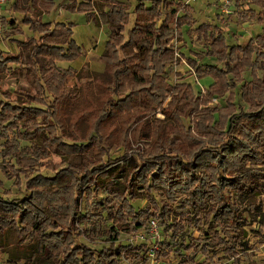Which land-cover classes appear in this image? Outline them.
<instances>
[{
	"label": "trees",
	"instance_id": "trees-1",
	"mask_svg": "<svg viewBox=\"0 0 264 264\" xmlns=\"http://www.w3.org/2000/svg\"><path fill=\"white\" fill-rule=\"evenodd\" d=\"M99 1V11L95 0H84L78 5L74 1L72 10L86 14L98 26L108 27L109 36L102 59L110 80L104 82L97 77L82 86L79 94L86 96L85 90L91 84L100 88L114 87L106 105L111 110L116 109L115 117L120 116L131 124L141 114V108L149 113L160 107L169 92H177L173 102L192 107L179 116L182 127L187 133L192 132L191 125L189 128L183 123L186 118L194 125L196 136L197 130L203 129V138L198 140L200 147L190 153L189 159L176 149V155L171 151H160L149 157L141 156L143 166L134 172L129 182L124 183L122 193L115 191L114 181L107 185L104 181L109 169L130 157L126 134L118 146L125 150L124 156L110 160L106 165L98 168L69 167L53 177L38 174L28 178V173L43 165L47 151L63 154L85 152L90 144L68 143L59 135L62 103L74 98L67 97V83L77 75V71L61 68L57 63L72 61L82 54L81 47L73 39V24L56 23L53 27L51 23L43 22V14L54 7L51 0H31L25 7L17 2L13 9L22 16V24L40 35V38H25L21 43L31 44L33 59L45 57L42 68L34 60L36 78L33 85L40 95L38 103L47 108L0 102V129L13 134V138L6 139L0 148V171L8 179L15 180L17 186H21L24 176L28 192L22 199L9 200L0 196V230L12 228L18 236L38 240L59 264H122L130 259L135 263H148L150 248L116 243L123 233L135 236L149 232L150 223L154 220L164 228L165 236L169 238V242L167 239L156 240V259L160 263H166L164 261L172 254L180 258L179 264H193L198 255L211 262L210 253L217 251L224 255V259L236 264L240 252L250 249L246 231L250 223L245 216L247 207L243 204L264 190V176L260 169H255L262 163L264 165V87L263 92L259 88L264 80L258 76L257 68L264 55V34L245 47L229 46L218 26L211 23L197 26L190 11L192 8L184 5L182 0H138L132 12L129 6L118 0ZM251 2L264 9V0ZM12 24L16 27V36H23L22 28H17L15 22ZM185 27L205 51L194 52L195 59L178 53L173 44L175 38L182 40ZM120 53H126L129 61L119 59ZM205 57L216 58L224 68L201 65L199 61ZM18 62L15 54L0 49V75L10 63ZM184 62L198 80L213 78L214 83L202 94L197 95L190 84L172 85L168 81L167 71L180 67ZM249 69L253 77L242 87V98L250 108L248 112L237 114L231 90L244 82L243 74ZM126 86L132 94L126 100L118 99V93H125ZM138 86L141 88L135 90ZM228 92L230 95L225 107L214 104V98L223 99ZM48 95L53 98L52 103L47 101ZM83 108L86 111V106ZM108 113L111 116L112 112ZM39 117L53 124L41 128L37 123ZM19 121H30L33 126L20 132ZM98 130L99 126H96L91 138L101 136ZM41 133H44L42 148L21 145L22 141H30ZM4 136L8 138L7 134ZM102 142H99L101 162L110 153V150L102 148ZM170 149L174 150V147ZM249 164L252 168H247ZM64 179L69 183L62 184ZM102 188L116 200H99L94 190ZM155 192L171 201L180 195L184 198L183 204L175 211L168 202L160 207ZM132 200H146L147 204L137 211ZM83 202L85 214L82 213ZM173 213L175 218L171 217ZM194 224L206 227V238L201 252L188 259L195 245L186 244L182 234L187 228L192 229ZM86 233L91 240L106 236L111 244L98 251L80 242L79 238Z\"/></svg>",
	"mask_w": 264,
	"mask_h": 264
},
{
	"label": "rangeland",
	"instance_id": "rangeland-1",
	"mask_svg": "<svg viewBox=\"0 0 264 264\" xmlns=\"http://www.w3.org/2000/svg\"><path fill=\"white\" fill-rule=\"evenodd\" d=\"M54 2V7L49 13H44L42 20L45 23H51L52 26L56 23H65L67 25L73 24V39L76 44L81 47L82 54L72 61H59L57 64L64 69H74L77 71V75L69 79L67 83V97L73 98L72 101H66L62 103L61 119L59 125L61 127V138L68 143L76 145L90 144L89 149L85 152H76L63 154L55 153L53 151H47V155L43 158V165L36 167L31 173H28V178H33L38 174H42L48 177L55 176L56 173L61 172L66 168H86V167H100L108 164L110 160H116L121 158L125 154L124 149L118 148L124 140V135H127L128 140V152L130 157L128 161L122 162L121 165L113 167L108 170V177L105 179L104 185H107L109 181L116 183V192L122 193L124 191V183L129 182L134 175V172L143 166L141 156L149 157L157 154L160 151L170 153V151L176 155L175 149L181 151L186 159L190 158V153L200 147L198 140L203 138L201 129L197 130V136L194 129V125L190 124V121L184 118V124L186 127L192 128L191 133H187L182 127L179 116L184 114L192 107L187 106L186 103H178L174 101L173 92H169L161 103L160 107L153 108V111L147 113L143 108L139 110L141 113L135 117V120L131 124L126 123V119L116 116V109H109L107 99L111 97L114 87H97L95 84H91L86 88L85 94L82 93V86L89 82H93L97 77L101 78L104 82L110 80L106 73V66L102 59L104 55L106 43L108 41L109 31L107 26H98L89 17L78 11H73L72 7L84 2V0H51ZM126 4L132 12L138 3V0H119ZM19 2L20 6L25 7L31 3V0H9L4 6H0V49L15 54L19 58L18 63H10L8 69L0 75V102L11 103L12 105H20L24 107H38L46 109L47 107L38 103L37 89L33 83L36 78L34 68V60L38 63L39 68H42L45 57L38 56L33 59L31 55V44H23L25 38L36 36L40 38V35L32 33L28 27L22 24V16L14 12L13 6ZM187 0H184L186 4ZM74 4V5H73ZM96 10L101 9V3L99 0H95ZM147 5H149L147 3ZM192 9V17L197 21V26L204 23H211L214 26L221 28L226 36L229 46L245 47L251 40H255L259 35L264 34V9L252 4L251 0H235V4L231 9L230 15L220 16L219 10L215 0H197L192 5H188ZM16 23L17 28H22L24 35L16 36V27L12 23ZM132 22H134V16L132 15ZM134 25L131 24L127 27V30ZM189 28L185 27L182 40L178 38L173 40V44L178 50V53L183 54L187 58L195 59L194 52H205L198 43L196 38H191L188 33ZM20 40V41H18ZM132 53H135L132 52ZM264 54V50H262ZM119 59L126 58L129 61V56L126 53H120ZM202 65H212L219 68H224V65L220 63L216 58L205 57L199 61ZM258 76L264 80V55L261 56L260 63L257 64ZM253 75L251 70H247L243 74L244 82L239 84L231 93L235 96V105L237 108V114L242 111L248 112L249 106L244 102L242 98V87L252 81ZM167 79L172 85L178 83H187L193 86L197 95L202 94L208 89L214 80L211 77L198 80L196 74L190 69L186 62L180 67H173L167 71ZM232 80V76H230ZM264 81L260 85V90L263 92ZM141 88L138 86L135 90ZM118 99L126 100L132 91L129 86H126L125 93H118ZM264 94V93H263ZM230 92L223 98H214L213 102L219 107H225L227 100L229 99ZM48 102H53V98L48 95ZM114 97V96H112ZM139 96L138 98H141ZM61 104V103H60ZM259 104V103H258ZM86 106V111H84ZM185 107V110H184ZM188 107V109H187ZM258 108L255 107L254 110ZM111 110V111H110ZM108 112H112L111 116ZM37 123L41 128H47L45 125L53 124L48 119L39 117ZM33 124L30 121H19L18 131H28ZM96 126H99V133L101 136L91 138V134ZM0 129V148L6 139H12L13 134L9 130L5 132ZM7 132V133H6ZM34 133V129L31 131ZM46 132V131H44ZM8 135V138L4 136ZM44 133L35 136L30 141H22L21 145L25 146H37L42 148ZM99 137V138H98ZM206 137H208L206 135ZM102 138V139H101ZM101 146L108 150L110 153L103 158V162L100 159V140ZM99 141V142H98ZM170 147H174V150H169ZM264 154V150L262 151ZM85 161V162H84ZM2 159L0 158V164ZM97 165V166H96ZM247 168H252V165H248ZM255 169H260L264 176V165H258ZM64 179L62 184L69 183ZM26 179L22 177L21 186L15 185V180L8 179L0 171V196L12 199L25 198L28 192L25 188ZM6 192H9L6 195ZM95 196L99 200H116L114 195L106 191L104 188L99 191H95ZM118 194V193H117ZM155 197L160 205L164 206L165 202L173 208L175 211L183 204V197L180 195L173 201L167 199V197L159 192H155ZM134 208L137 211L143 209L147 201L137 200L131 201ZM82 213L85 214V202L82 203ZM243 206H246L245 216L250 223L246 227L247 240L249 241V250L246 252H240L239 262L236 264H264V190L258 196L250 198L245 201ZM105 216V215H104ZM175 218L174 213L171 215ZM206 227L204 225L194 224L192 229L187 228L182 235H184V241L186 244H194V249L189 252L188 259H193L194 254L200 253L204 246ZM167 239L165 236L164 228L159 227L156 232L150 230L147 233H139L135 236H129L122 234V237L117 244L122 246H140L145 245L146 248H151L156 245V240L163 241ZM80 242L89 245L90 247L101 251L103 248L108 247L111 242L108 238L99 237L96 240H91L87 236V233L79 238ZM169 242V238L167 239ZM194 241V242H193ZM210 258L213 260L206 261L205 257L198 255L194 258L193 264H234L233 261H229L224 255L219 252H211ZM130 259L123 261L122 264H146L142 261H136ZM127 262V263H126ZM159 262V261H158ZM165 264H179L180 258L172 254L170 259L165 260ZM0 264H59L56 259L46 252L41 243L35 239H29L18 236L14 229L8 228L0 230Z\"/></svg>",
	"mask_w": 264,
	"mask_h": 264
},
{
	"label": "built area",
	"instance_id": "built-area-1",
	"mask_svg": "<svg viewBox=\"0 0 264 264\" xmlns=\"http://www.w3.org/2000/svg\"><path fill=\"white\" fill-rule=\"evenodd\" d=\"M9 0H0V6H4L8 3ZM197 0H187L185 5H189L191 3L196 2ZM219 14L220 16L223 15H230L231 14V9L235 4V0H215ZM177 58H180V55L177 54ZM158 229V223L154 220L151 221L150 223V230H153L156 232ZM158 250V247L156 245L152 246L149 250L148 253V258L149 261L146 264H165V263H160L156 259V251ZM134 264V263H133Z\"/></svg>",
	"mask_w": 264,
	"mask_h": 264
},
{
	"label": "crops",
	"instance_id": "crops-1",
	"mask_svg": "<svg viewBox=\"0 0 264 264\" xmlns=\"http://www.w3.org/2000/svg\"><path fill=\"white\" fill-rule=\"evenodd\" d=\"M119 1V0H118ZM177 1H179V0H177ZM182 2H184V0H182ZM193 3H191V4H189V5H192ZM185 5V4H184ZM197 39V38H196Z\"/></svg>",
	"mask_w": 264,
	"mask_h": 264
}]
</instances>
